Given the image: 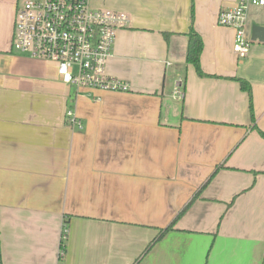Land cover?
Listing matches in <instances>:
<instances>
[{"label":"crops","instance_id":"crops-1","mask_svg":"<svg viewBox=\"0 0 264 264\" xmlns=\"http://www.w3.org/2000/svg\"><path fill=\"white\" fill-rule=\"evenodd\" d=\"M91 1L129 15L106 66L128 91L77 89L12 53L19 2L0 0V264H263L264 42L233 52L218 16L235 0ZM253 24L264 5L250 39ZM191 29L206 76L186 62Z\"/></svg>","mask_w":264,"mask_h":264},{"label":"built area","instance_id":"built-area-1","mask_svg":"<svg viewBox=\"0 0 264 264\" xmlns=\"http://www.w3.org/2000/svg\"><path fill=\"white\" fill-rule=\"evenodd\" d=\"M263 6L264 0H235L231 9L219 13L218 23L235 30L233 52L239 59L248 56L251 39L247 35L248 9ZM129 15L110 9H96L91 0H24L16 11L12 49L16 54L56 65L58 78L77 89L128 91L130 85L106 72L117 31L128 26ZM186 91L178 80L172 97L182 101ZM70 124L82 127L70 107ZM67 237V228L64 230ZM65 250L59 253L63 257Z\"/></svg>","mask_w":264,"mask_h":264},{"label":"trees","instance_id":"trees-1","mask_svg":"<svg viewBox=\"0 0 264 264\" xmlns=\"http://www.w3.org/2000/svg\"><path fill=\"white\" fill-rule=\"evenodd\" d=\"M188 37H189V42H188V47H187V52H186V62L189 63V64L194 65V67L196 68V71H197V73L199 75L206 76V74L201 69V65H200V56H201V52L203 50L202 37L194 29H191L189 31ZM11 52L14 53L13 50ZM233 79L237 80L239 82V84H240L241 89L246 91L249 94V97H250V110H251L252 120H254L255 117H254V113H253L252 89H251L250 83L247 80H245L243 78H239V77H234ZM259 132H260L261 135L264 136V131L260 130ZM187 208H188V206H187ZM185 210L186 209H184L177 216V218L180 217L181 214ZM176 219L167 228L161 230V232L158 235L157 239H155V241L153 243L158 241L167 231L173 229ZM153 243L149 246L148 249H150L152 247ZM62 248L65 250L64 246Z\"/></svg>","mask_w":264,"mask_h":264},{"label":"rangeland","instance_id":"rangeland-1","mask_svg":"<svg viewBox=\"0 0 264 264\" xmlns=\"http://www.w3.org/2000/svg\"><path fill=\"white\" fill-rule=\"evenodd\" d=\"M23 1L24 0H18V2L20 3V5L23 3ZM46 63H48V64H50L52 66H55V64L53 62H46ZM246 260H247V257L245 256L243 258L242 264H245ZM234 261H235V257L234 256H231V254L228 253V251H224V255H221V256H219L217 258V264H234ZM213 262H215V261H213Z\"/></svg>","mask_w":264,"mask_h":264},{"label":"water","instance_id":"water-1","mask_svg":"<svg viewBox=\"0 0 264 264\" xmlns=\"http://www.w3.org/2000/svg\"><path fill=\"white\" fill-rule=\"evenodd\" d=\"M256 40L264 42V26L253 24L251 41H256ZM263 264H264V260H263Z\"/></svg>","mask_w":264,"mask_h":264}]
</instances>
